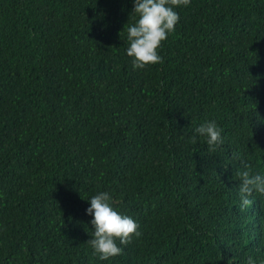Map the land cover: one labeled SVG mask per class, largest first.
<instances>
[{"label":"trees","instance_id":"obj_1","mask_svg":"<svg viewBox=\"0 0 264 264\" xmlns=\"http://www.w3.org/2000/svg\"><path fill=\"white\" fill-rule=\"evenodd\" d=\"M133 4L0 0V264H264V196L242 209L235 177L264 175V0L175 8L163 63L136 70ZM100 192L141 233L106 261Z\"/></svg>","mask_w":264,"mask_h":264},{"label":"clouds","instance_id":"obj_2","mask_svg":"<svg viewBox=\"0 0 264 264\" xmlns=\"http://www.w3.org/2000/svg\"><path fill=\"white\" fill-rule=\"evenodd\" d=\"M189 4L190 0H134L131 14L135 22L127 26L129 46L126 49L134 70L163 63L158 49L178 23L179 15L174 9ZM222 131L215 121L203 123L195 129L196 134L206 138L210 152H216L224 144ZM191 142L196 143L195 136ZM241 164L243 170H238L235 177L240 181L241 208L245 209L253 204V194L264 196V175L253 173L244 160ZM88 202L90 206L86 214L92 217L90 225L93 234L86 243L92 255L101 261L121 255L123 249L117 241L124 246L131 243L133 236L141 235L139 225L131 217L114 210L112 197L107 192L94 195ZM246 264H256V260L249 255Z\"/></svg>","mask_w":264,"mask_h":264}]
</instances>
